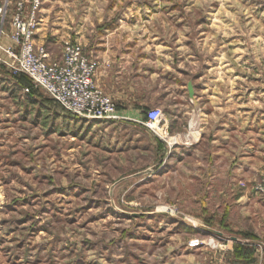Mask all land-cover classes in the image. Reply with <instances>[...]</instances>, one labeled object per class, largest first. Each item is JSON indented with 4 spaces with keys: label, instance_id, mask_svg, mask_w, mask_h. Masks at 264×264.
Listing matches in <instances>:
<instances>
[{
    "label": "rangeland",
    "instance_id": "1",
    "mask_svg": "<svg viewBox=\"0 0 264 264\" xmlns=\"http://www.w3.org/2000/svg\"><path fill=\"white\" fill-rule=\"evenodd\" d=\"M4 2L0 0V8ZM219 4L234 14L230 29L236 42L221 60L211 53ZM38 15L47 18L44 44L51 56L67 41L89 45L75 41L76 35L85 40L106 32L134 37V50L150 48V81L123 91L144 102L156 98L160 105L142 107V113L160 108L164 117L180 114V129L190 130L195 121L191 136L201 124L205 134L218 116L226 115L224 106L211 105V100H224L227 93L234 100L229 106L234 120L228 124L234 127L228 137L230 161L243 162L249 143L264 140L259 132L264 131V0H43ZM8 22L9 12L0 13V27ZM54 27L64 28L65 34L55 35ZM0 59H6L1 49ZM135 59L132 54V68L126 70H138ZM3 61L0 264H211L212 251L221 250L211 248L207 239L224 235L216 242L221 245L230 234L238 239L236 245L248 244L254 256L255 244L264 239V198L256 192L264 159L256 170L247 171L246 164L247 172L237 168L234 180L248 183L234 186L235 181H226V171L211 168L216 158L210 155L209 133L196 147L190 146L195 135L169 147L167 125L166 131H151L156 137L152 153L145 125L132 132L111 122L115 120L59 115L42 90L32 97L30 88L17 84ZM148 63L137 68L146 71ZM214 65L219 74L211 70ZM13 81L20 89L10 85ZM217 84H227L228 90L217 89ZM205 114L214 116L213 122ZM218 130L217 135L226 131ZM220 135L214 142L225 150L226 139ZM164 156L172 167L150 180V169ZM216 175L223 183L211 188ZM187 219L201 220L223 234L200 231L198 236L197 225L188 226Z\"/></svg>",
    "mask_w": 264,
    "mask_h": 264
},
{
    "label": "crops",
    "instance_id": "2",
    "mask_svg": "<svg viewBox=\"0 0 264 264\" xmlns=\"http://www.w3.org/2000/svg\"><path fill=\"white\" fill-rule=\"evenodd\" d=\"M14 1L15 0H11L10 2L12 3ZM223 5L219 4V5H217L218 8L214 9L216 11V13L214 15L213 20L216 21L215 25L218 27H215V29H213V34H216V33L217 34L213 38L212 50H211V53H214V54L217 53L216 59H220V60H221L220 56H223L225 54H226V56H228L230 49L233 48V47H230V45H234L236 43L234 40L233 34H231L233 32L230 29V27H232L235 24L234 14L230 13V12H225V10H223ZM220 15L224 16L222 22L218 19V17ZM39 19L40 20H39L38 30L35 34L34 41L37 44L43 43V45L45 46V48L47 50V47L44 44V33L48 32L47 31V25H46L47 24V22H46L47 18L39 16ZM10 30H11L10 22H8L5 29H2V27H0V47H3V48L13 47V43L9 37L10 36ZM58 31L60 33V37H62V35L65 34L64 28H61V29L59 27L53 28V33H55V35H56V33L58 34ZM225 31H226V34H224ZM219 33H222V35L219 36ZM75 38L77 39L75 41H78V42H80L79 39H81L82 41H88L89 45L84 43V47H85V48L83 47L84 51L87 54H89L90 56H92L98 60L99 66H98V68L95 72V75H94L95 82H96L98 87H100L104 92H106L113 99L115 106L117 108V113L120 116H122V119L111 121V122H118L119 124H123L125 130L129 129L132 132H136V130L143 129L144 113H142L143 111L141 110V108L142 107L144 108L145 106H149V105H150V107L151 106H159L160 104L155 101L156 98H152L154 102H149L150 100L147 102H144L145 99H142L141 96H137L136 94H132V93L124 94L125 92H123V91L125 89H129L131 92L134 90V88L132 87L133 84H138V83L144 84L145 82L150 81V77H151L150 76V62L149 63L147 62L150 60L149 59L150 58V48H146V49L139 48L138 50H134L132 43H136V41L131 40V39H134V37L131 38L128 36L127 37L116 36V35L114 36V35H111V33H109V32L108 33L107 32L102 33V35H101V33H99V35H97L96 37L92 36V37L86 38L85 40L82 39L81 37H78V35H76ZM146 44L148 46V43H146ZM162 47H165V46L162 45ZM60 53H61V50H60ZM60 53L58 55H55V56H51V55L50 56L52 58H56V57L60 56ZM132 54H134L135 58H136L134 60V65H136V69H138L136 71L135 70L133 71L132 69H131V71L126 70V68H129V67L132 68L131 60H130ZM226 56H224V57H226ZM212 61L214 64H215V62H217V61H215V58H212ZM142 63H148L149 64V67L146 68V71H144L143 68H142V71L140 70V67L137 68V66L139 64H142ZM226 64H228L227 59H226ZM211 67H212L211 70L214 69L213 70L214 73L219 74L220 68L216 67L215 65L211 66ZM225 70H228V69L225 68ZM12 84L13 85L15 84L14 87L20 89V86L17 85L14 81L11 82L10 85H12ZM227 88H228L227 84H217V89H221V90L225 91V89H227ZM38 91L39 90H33L32 92L34 94H32L31 96L32 97L37 96ZM34 99L37 100V98H34ZM233 103H234V100L230 99L227 93H226V98L224 100H216V99L211 100V105L224 106L225 109L223 111L225 112L226 115L221 116V117L218 116V118L214 121L216 123V126L212 127V128L210 126L209 130H207V133L205 132V134H204V131L202 130V129H204L203 124L199 125L197 127L198 129L196 128L198 131H197V133H194L192 136H191L192 132L190 131L191 129L189 130L188 127H185L182 125V127L180 129V122L183 123L181 121L180 114H172V115L168 114V117H164V118L166 121L165 123L168 125V131L172 134V135H169V137H170L169 139H171V142H172L169 145H173L175 142L180 143V144L183 142L185 143L187 140H191L194 135L195 136L197 135L196 136L197 137L196 142H194L190 146H193V145L198 146L203 141V138L206 137V135H208V133H209V135L213 139L211 142L212 143V146H211L212 150L210 152L211 153L210 155H212V157L216 158L213 160V162L211 164L212 165L211 168L213 169V171H221V169L226 171L228 173L226 181L228 183H229V181H235L232 184L235 186L238 183H241V181H242V183H244V182L248 183L247 179L241 180V178H239L240 182L238 180H234V174L233 173H235L237 168L238 169L244 168L243 171H246V170L251 171L252 169L256 170L260 167V165L262 163V161L260 159H264L262 157L263 152H264V143H263L264 140H260L257 144H255L253 141L249 143L250 145H249L248 149H251V150L245 156L242 157L243 162L235 164V162L230 161L229 146H231L232 143H230L228 141V137L233 132L234 127H232V126L229 127L228 124L234 123V120L232 118H230V116H229V106L233 105ZM205 116H207V120L210 121V119H211V122H213L212 119L215 118L212 115H206L205 114ZM200 117H201V121H202L203 115H200ZM108 121H110V120H108ZM208 126L209 125H207L206 127H208ZM144 128H145V126H144ZM259 129H261V126L259 127ZM217 130H218V132L220 130H226L225 132H221V135L218 134V135H220L221 138L226 139V141L224 140L226 142L225 143V150H224V148H222L224 146L223 144H221V143L219 144L218 142H214V138L218 137V135L216 133ZM259 132L264 133V131H259ZM155 139H156V137L154 135H152L151 131H150V145H151L152 153H153V151L155 153V144H154ZM151 141H152V143H151ZM163 146H164V144H163ZM215 148H217V151L215 150ZM239 148L242 149V146L240 145ZM170 149H169V151H170ZM162 150H163V148H162ZM219 153H220V155H223L221 158L218 156ZM225 157H228L227 161L223 162ZM233 159H234V157H233ZM171 164H172L171 160H166L165 156H164V160H163V157H162V159H161V161H159V163L154 164L157 167L150 169V180L152 178H154L155 175H160L162 173L165 174L168 171V169H170V167H172ZM245 164L247 165L246 170H245V166H244ZM221 181L222 180L220 179L219 175H216L214 178H212L210 187L211 188H218L219 185L223 183ZM226 192L227 191H219V195L220 196L228 195V193L226 194ZM187 221H188V224H187L188 226L190 225L189 223H191V225H194V224L197 225L196 227L199 229V231L197 230L195 232L198 234V236L201 235L200 231L202 233H205V234H210L211 232L215 233V234H220V233L223 234V232H221L217 229H213L207 224L205 225L204 222H202L201 220L196 221V219L195 220L194 219H187ZM230 235L232 236V234H230ZM261 240H263V241H261ZM261 240L260 241L264 244V239H261ZM202 243H205V242H202ZM239 247H240L239 250L237 249L235 253H233V252L224 253V252L217 251V250L212 251V252H214V254L211 255L210 259L209 258L208 259H209L211 264H212L213 260L216 261V264H218V263L223 264L225 261H227V262H225L226 264H248V262H250V264H253V263H257V261L259 259H263L262 264H264V252H261L264 250L259 249L256 251V249H255L254 250V256H253L251 254V252L253 253V249H251V247L248 244L243 243V244H240ZM197 248L205 249V247H201V246H199Z\"/></svg>",
    "mask_w": 264,
    "mask_h": 264
},
{
    "label": "built area",
    "instance_id": "3",
    "mask_svg": "<svg viewBox=\"0 0 264 264\" xmlns=\"http://www.w3.org/2000/svg\"><path fill=\"white\" fill-rule=\"evenodd\" d=\"M5 0L0 8L3 15L10 14V39L13 47H0L6 59L0 62L8 67L10 74L28 77L35 88H39L66 112L85 120H119L113 99L97 86L94 75L98 60L84 51L81 44L67 41L63 44L59 57L52 58L43 44L34 41L38 30L39 16L43 0ZM160 108L146 111L143 124L150 131H166L167 124ZM165 136L168 135L163 133ZM169 137V135H168ZM170 138V137H169ZM170 144V143H169ZM171 145H169L170 147ZM256 192L264 198V172ZM221 236L209 237L207 244L224 253L233 252L237 238ZM257 250H264V244H255ZM264 252V251H261ZM263 254V253H262ZM263 259L257 263L262 264Z\"/></svg>",
    "mask_w": 264,
    "mask_h": 264
},
{
    "label": "trees",
    "instance_id": "4",
    "mask_svg": "<svg viewBox=\"0 0 264 264\" xmlns=\"http://www.w3.org/2000/svg\"><path fill=\"white\" fill-rule=\"evenodd\" d=\"M5 69H7L6 67H5ZM10 73V72H9ZM15 79H16V81H17V84H19V85H24V86H26V87H28V88H30L32 91L33 90H38V89H36L35 87H33V85H32V83H31V81H30V79L28 78V77H26V76H24V75H15V76H13ZM45 100V103H46V105H48V99H44ZM52 102H53V104L55 105V106H57V107H55V106H53L52 105V103L51 104H49L48 106L49 107H51L52 108V110L55 112V113H57V114H59V115H71L72 116V114H70V113H68V112H66L58 103L56 104V103H54L55 101H53V100H51ZM145 113L146 112H144V120H145ZM73 118L75 117V115L74 116H72ZM77 117V116H76ZM239 246L238 245H235L234 246V250H233V253H235L236 252V250L238 249L239 250ZM253 263V262H252ZM248 264H250V262H248Z\"/></svg>",
    "mask_w": 264,
    "mask_h": 264
},
{
    "label": "water",
    "instance_id": "5",
    "mask_svg": "<svg viewBox=\"0 0 264 264\" xmlns=\"http://www.w3.org/2000/svg\"><path fill=\"white\" fill-rule=\"evenodd\" d=\"M187 89H188V94H189V98L192 99L193 97V90H192V87L190 85L187 86Z\"/></svg>",
    "mask_w": 264,
    "mask_h": 264
},
{
    "label": "bare ground",
    "instance_id": "6",
    "mask_svg": "<svg viewBox=\"0 0 264 264\" xmlns=\"http://www.w3.org/2000/svg\"><path fill=\"white\" fill-rule=\"evenodd\" d=\"M69 113V112H68ZM71 114V113H70ZM72 115H74V114H72ZM195 121L194 122H191L190 124V129H195ZM196 137V136H195ZM221 237H224V235H221Z\"/></svg>",
    "mask_w": 264,
    "mask_h": 264
}]
</instances>
